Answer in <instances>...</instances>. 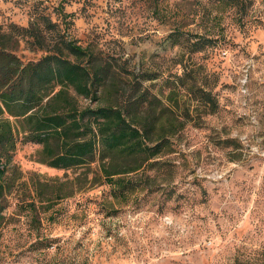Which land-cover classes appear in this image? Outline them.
<instances>
[{
  "label": "rangeland",
  "instance_id": "374dc122",
  "mask_svg": "<svg viewBox=\"0 0 264 264\" xmlns=\"http://www.w3.org/2000/svg\"><path fill=\"white\" fill-rule=\"evenodd\" d=\"M246 1L240 17L208 0H0V29L36 23L45 48L73 39L109 64L108 81L134 70V93L150 101L139 110L177 130L154 165L107 163L137 183L124 197L98 162L55 168L41 144L17 141L0 159V264H264V0ZM8 44L24 61L45 53L28 33ZM183 66L192 77L165 97ZM107 92L104 103L117 97Z\"/></svg>",
  "mask_w": 264,
  "mask_h": 264
},
{
  "label": "trees",
  "instance_id": "16d2710c",
  "mask_svg": "<svg viewBox=\"0 0 264 264\" xmlns=\"http://www.w3.org/2000/svg\"><path fill=\"white\" fill-rule=\"evenodd\" d=\"M208 2L217 10L233 9L240 17L249 3L246 0ZM38 18L45 29L54 28V22L46 15ZM14 31L38 39L45 53L37 60H22L8 44V41L15 43ZM41 35L33 22L26 27L10 23L0 29V159L9 162L19 140L38 143L42 145V160L49 166L68 169L98 162L114 195H129L137 183L114 176L120 172L107 163L114 157L125 156L138 159L131 170L145 162L154 165L153 159L170 149L171 136L177 130L167 129L163 115L150 114L147 107L145 113L139 110V105L150 101L147 94L137 98L134 93L138 83L134 70L126 68L127 78L115 76L109 82V64L97 62L92 50L64 38L45 48L40 41L45 36ZM201 39L191 42L192 51L210 41ZM186 77L192 76L183 66L180 74H174L172 80L166 79L165 97H171L176 86L183 87ZM106 90L110 96L115 93L117 97L104 103ZM195 91L209 105V111L216 108L210 90L198 86ZM159 93L164 95L162 91ZM78 97L98 103L80 106ZM152 97L158 99L156 95ZM4 172L5 164L0 161V178ZM3 192L0 181V200Z\"/></svg>",
  "mask_w": 264,
  "mask_h": 264
}]
</instances>
